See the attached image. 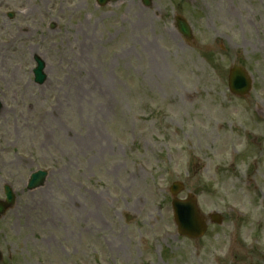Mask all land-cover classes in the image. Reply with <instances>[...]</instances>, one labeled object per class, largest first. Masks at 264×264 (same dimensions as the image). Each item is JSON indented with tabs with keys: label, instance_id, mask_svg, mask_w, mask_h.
Returning <instances> with one entry per match:
<instances>
[{
	"label": "rangeland",
	"instance_id": "obj_1",
	"mask_svg": "<svg viewBox=\"0 0 264 264\" xmlns=\"http://www.w3.org/2000/svg\"><path fill=\"white\" fill-rule=\"evenodd\" d=\"M206 4L16 2L0 32V198L16 196L0 264H264V0ZM234 63L254 80L245 98L228 89ZM175 181L223 223L180 236Z\"/></svg>",
	"mask_w": 264,
	"mask_h": 264
},
{
	"label": "water",
	"instance_id": "obj_2",
	"mask_svg": "<svg viewBox=\"0 0 264 264\" xmlns=\"http://www.w3.org/2000/svg\"><path fill=\"white\" fill-rule=\"evenodd\" d=\"M110 0H98L100 5H105ZM146 5L150 4L149 0H144ZM177 26L179 31L187 39L191 38V29L185 20L177 18ZM37 66L34 69L35 81L39 84H43L47 75L44 72L45 62L39 56L35 57ZM229 88L230 91L237 96H246L252 89V79L244 68L240 66H233L229 75ZM1 108V103H0ZM47 177V172L38 170L33 173L29 179L28 188L34 189L43 185ZM184 188L181 183H174L171 192L175 196L173 199V207L175 211V219L178 225V229L181 235L188 236L190 238H199L204 235L207 230V220L200 214L197 199L195 196L190 195L186 200H179L176 195ZM6 200L0 202V215L5 210L14 204L15 196L9 186H5ZM211 220L221 223V216L219 214L211 215Z\"/></svg>",
	"mask_w": 264,
	"mask_h": 264
},
{
	"label": "flooded vegetation",
	"instance_id": "obj_3",
	"mask_svg": "<svg viewBox=\"0 0 264 264\" xmlns=\"http://www.w3.org/2000/svg\"><path fill=\"white\" fill-rule=\"evenodd\" d=\"M18 0H0V32L13 33L16 25V18L18 17L19 8L16 7V2ZM192 1V8L195 11L198 9H211L207 6L206 0H201L197 3V0ZM196 4V5H195ZM199 4V5H198Z\"/></svg>",
	"mask_w": 264,
	"mask_h": 264
}]
</instances>
